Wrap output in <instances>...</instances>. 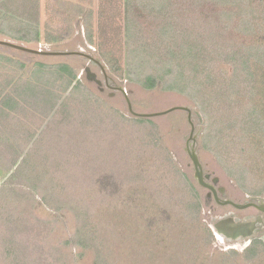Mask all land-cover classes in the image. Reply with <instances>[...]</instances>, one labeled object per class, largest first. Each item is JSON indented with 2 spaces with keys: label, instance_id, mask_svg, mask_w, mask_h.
Segmentation results:
<instances>
[{
  "label": "trees",
  "instance_id": "obj_1",
  "mask_svg": "<svg viewBox=\"0 0 264 264\" xmlns=\"http://www.w3.org/2000/svg\"><path fill=\"white\" fill-rule=\"evenodd\" d=\"M121 1L124 24L123 33L118 34H123L127 59L123 68L111 51L113 70L145 89L179 93L192 101L204 120L203 147L241 189L248 193L250 181L261 182L253 194L264 195V177L256 180L255 166L246 163L250 157L264 164V82L259 80V73H264V0H249V10L239 7L245 0ZM62 4L68 6V2ZM75 12L85 18L86 36L93 45L91 12L81 6ZM0 34L30 46L42 39L37 25L11 15L0 18ZM64 36L49 32L43 41L58 43ZM73 68L45 62L29 67L0 54V134L11 135V139L0 135V151L5 152L0 153V167L8 172L17 166L1 191L16 199L13 205L5 202V210L4 201L0 202V233L6 244L1 262L53 264L54 253L42 247V241L54 232L49 228L52 224L16 206L19 199L25 201L32 194L19 192L23 186L17 183L18 171L24 165L27 173L35 172L37 166L32 156L40 142L22 120L29 112L32 121L45 122L60 115L63 138L60 143L44 141L43 149L49 151L39 152L51 172L48 176H53L52 196L40 195L58 216L67 212L76 216L78 233L90 239L89 244L79 242L83 244L79 246L99 250L96 263L119 261L116 241L123 238L133 244L132 249H142L146 264L156 261L154 249L161 246L174 251L168 260L173 264H180L184 256L187 264H209L204 246L213 232L201 222V192L172 159L158 127L146 126L148 118L137 119L140 127L134 131L114 118L106 120L108 114L105 117L93 108L98 100ZM71 123L79 124L83 132H94L88 130L89 139L66 140V134L79 132H71ZM23 154L30 155L26 162ZM260 168L264 171V165ZM142 236L148 242L140 240ZM262 255L264 241L255 240L243 257L254 262Z\"/></svg>",
  "mask_w": 264,
  "mask_h": 264
},
{
  "label": "rangeland",
  "instance_id": "obj_2",
  "mask_svg": "<svg viewBox=\"0 0 264 264\" xmlns=\"http://www.w3.org/2000/svg\"><path fill=\"white\" fill-rule=\"evenodd\" d=\"M62 1L68 2V6L64 7ZM248 1L249 0H245L243 3L244 5L242 7L241 5L239 6L240 9L249 10ZM122 4L123 2L121 0H103L102 2L101 0H0V18L11 15L29 24L37 25L41 31L42 37L40 43L32 44L31 46L25 44L24 42L12 40L9 35L6 34H0V40L12 41L32 49L48 52H81L99 60L104 66L105 74L98 64L90 61L88 57L80 55L65 57L42 56L21 52L4 46H0V54L12 57L17 61H22L29 67H32L33 64L37 62H45L48 64L66 63L71 65L78 73V80L82 81L84 85L89 88L94 100H98V103L92 105L93 108L105 117L107 116L106 114H108L106 120H112L114 118L120 125H126L125 128L128 130L134 131L140 127V125L137 123V119L139 118L133 116L129 112L126 95H128L133 105V110L139 114H155L177 107L190 109L192 111L191 119L195 126L193 134V138L196 137L194 149L199 155L205 174L208 173L212 178L218 179V187H223L226 190L225 199L233 200L238 204H247L251 200L248 196H258L253 194V192H258L257 190L260 187L259 183H263L250 181L248 185L246 184L248 190L250 191L247 193L244 189L239 187L237 182L232 180L227 175L217 159L202 145V136H204L205 129L204 120H200L199 114L201 113L197 109L196 105L179 93L164 92L160 89L148 90L140 84L130 83L126 79L122 78L119 71L115 72L113 70L114 66H112V57H115V59L120 58L122 67H126V46L123 34H118L119 32L123 33L124 10ZM255 5L259 10V5ZM79 6L83 7V10L86 13L89 14L91 12L90 20L92 22V29L95 36L93 45L89 42L86 36L87 25L84 22L85 18L79 13L78 15L76 12L74 13L75 9L77 7L79 8ZM102 13L103 16L101 17ZM76 20H79L80 23L76 24ZM49 32H53L54 35L58 37L65 35L64 37L66 38L58 43H46L43 40L47 37ZM101 44L102 48L100 47ZM102 51L106 52L104 53ZM111 51L114 54L112 57H110ZM105 56H107V58ZM87 68H89L92 73L96 74V78L100 81V84L95 82L93 79H88L86 72ZM104 75H107L109 85H107ZM263 76L264 73L260 72L259 80L261 82H264ZM120 88H123L125 92L119 90ZM261 90L263 89H259V91ZM69 91H71V89H69ZM69 91L67 93L68 95ZM34 97L36 98L37 96L34 94ZM73 102L78 105L75 99ZM76 111L77 110H75V114L80 113L79 111ZM25 113L27 114V117L25 118V115L24 119L22 117V120L25 122V129L31 131L30 133L35 135V139H39L40 144L38 145L39 151L36 155L32 156L35 158V164H37L35 172L34 170H29V173H27L23 169L24 165L19 170L20 172L18 171V173H21L19 175L21 177L19 180L16 178L17 183L19 184V187L20 185L23 186L22 189L20 188L19 192L32 194L30 197L26 198L25 201L19 199L16 206H19L20 208L24 207L23 209L25 214L29 216H37V218L41 219H48L47 222L52 224L49 228H53L54 232H52L49 238L42 241L44 242L42 247L46 251L54 253V257L51 258L53 264H104L103 261L96 263V259L100 255L99 250L90 249L89 247L82 248L79 246L83 245L79 242L89 244L90 239L85 237L83 233H78L79 220L76 216L71 212L58 216L55 214L53 209H51L47 204H44L43 198L40 195L41 193L43 196H52L54 183L51 179L53 176H48L51 172L49 171V167H46V162L41 159L42 157L40 153L49 151L47 149H43L42 143H44V141L51 143L49 140L53 139L55 140V143H60V139L63 138H60L61 125L58 123V117H60V115H56L54 118L52 116L45 122L38 118L35 122L34 120L32 121V116H30L32 115L31 113ZM148 119L151 121H146L145 125L150 127L152 130H154V125L158 127V136L163 137L162 143L169 150L172 159L177 164L179 169H181L182 173H185L189 180L193 182L201 192L203 199L201 222L205 226L209 227L213 232V235L209 240V244L204 246V255L208 258L209 264H264V255L254 262H248L245 257H243L244 251L248 248V243L245 245L230 243L224 240L222 235L218 234L215 230L216 222L224 216L233 214L240 218V220H243L246 216L254 214L255 211L253 209L242 211L235 209L232 206H221L214 201L207 199L208 191L206 188L199 186L197 183V180L195 179V170L186 150L187 142H190L192 132L188 111L179 109L167 115L156 116ZM69 127L71 132L73 130L79 131L77 133L65 135L66 140H70L72 142L77 139H89L87 135L90 134V131H93L88 129L89 132L88 130L83 132L80 130L79 124L77 123H71L69 124ZM0 135L3 138L7 137L11 139V135H8L7 131L6 133L2 132ZM41 136L44 137V139H42ZM98 138L99 136L97 139ZM31 146L32 145L28 148L30 149ZM0 153L5 152L0 151ZM29 154L27 156L23 154L22 158H26L25 162L27 161V158H29ZM7 158L8 159L5 158L6 162H9L10 154H7ZM247 159L248 161L246 163L249 164L251 168L252 165L255 166V168H253L254 170H252L254 175L253 177L256 180L264 177V171L260 168L264 165L262 160V165L260 166L258 162L255 163L257 159L254 161L250 157ZM3 161L4 160H2V164L4 165L5 161L4 163ZM21 161L22 160H19L20 163ZM38 162H40L39 166ZM257 166L259 169H257ZM6 169L3 170V168L0 167V202L4 201L2 202L3 209V204L5 202L11 205L16 203V199L12 197L11 193L7 192V195H4V192L1 191L3 190L8 177L17 171V166L13 167V169L8 172ZM51 170L53 173L54 169ZM32 186L34 187L32 188ZM35 200H37L38 204ZM24 235L25 236L23 238L26 239V233ZM119 240L116 241L119 246H116L118 247L116 250L120 252L121 259L117 262L114 260L115 262H111V264H137L139 260L142 263H147V260L140 255L142 249L139 246L132 249L133 244L131 246L129 241H126L123 238H119ZM140 240L148 242L144 236L140 237ZM5 248V238H3L0 233V254L1 252L2 254L5 252ZM154 250H156V252L153 258H155L156 261L148 262L152 264H173L171 261L168 262L174 252L173 250L162 246L160 248L156 247ZM82 251L85 252L82 253ZM233 252H236L241 256H235ZM127 253L129 255H127ZM82 254H85V256L80 257L79 255ZM124 256L130 257L125 258ZM223 261H227V263H223ZM199 262L200 259H197V263ZM187 263H189V261L184 256L183 259L180 260V264ZM0 264H3L1 260Z\"/></svg>",
  "mask_w": 264,
  "mask_h": 264
},
{
  "label": "water",
  "instance_id": "obj_3",
  "mask_svg": "<svg viewBox=\"0 0 264 264\" xmlns=\"http://www.w3.org/2000/svg\"><path fill=\"white\" fill-rule=\"evenodd\" d=\"M0 46H4V47H8V48H12L14 50H18V51H21V52H25V53H30V54H35V55H42V56H62V57H65V56H71V55H80V56H85V57H88L90 61H93L94 63L98 64L102 71L104 72L105 74V69H104V66L101 64V62L89 55H85L81 52H48V51H42V50H36V49H32V48H29L25 45H22V44H18V43H14L12 41H6V40H0ZM86 72H87V76H88V79H93L95 82H97L98 84H100V81L96 78V74L92 73L91 70L89 68L86 69ZM105 76V80H106V83H108V77L107 75H104ZM119 90H121L122 92H125V90L123 88H120ZM126 99H127V104H128V108H129V112L135 116V117H138V118H154L156 116H161V115H167L169 113H172L176 110H179V109H182V110H187L188 111V114H189V122L192 126V132H191V138L190 140H193V143H192V147L190 148L189 147V141L187 142V152H188V155L192 161V164H193V167H194V170H195V179L197 180V183L199 184V186L203 187V188H206V189H209L211 191L214 192L215 194V187L214 185H211L207 182V178H209V175H205V171H204V167L200 161V158H199V155L197 153V151L194 149V145H195V141H196V137L193 138V134H194V130H195V126L192 122V111L188 108H172L170 110H167L165 112H160V113H155V114H139V113H136L134 110H133V105L128 97V95H126ZM200 116V120L203 121L202 119V116L201 114H199ZM218 182V179L215 178L213 180V183L216 184ZM223 191V189H222ZM215 200L217 202V204L221 205V206H232L234 207L235 209H238V210H244V209H247V208H250V207H259L258 205L254 204V203H247V204H238L232 200H225V201H220L218 196L215 194ZM229 221V222H228ZM227 221L226 224H229V227H231V229H234V231H237L239 228H243L245 227L246 225L243 224V223H240V222H236L235 220H232V219H229ZM215 230H216V225H215ZM218 233V232H217ZM218 234H221V233H218Z\"/></svg>",
  "mask_w": 264,
  "mask_h": 264
},
{
  "label": "flooded vegetation",
  "instance_id": "obj_4",
  "mask_svg": "<svg viewBox=\"0 0 264 264\" xmlns=\"http://www.w3.org/2000/svg\"><path fill=\"white\" fill-rule=\"evenodd\" d=\"M107 85H109V81ZM189 143H190L189 147L191 148L192 140H190ZM205 175H209V178H207V182L211 185H214L215 191H216L215 194L218 196L219 200L220 201L228 200V199H225L226 198L225 188L218 187L217 185L218 182L214 184L213 180L215 178H212L210 174L206 173ZM207 191H208L207 199L217 203L215 200L214 192L209 189H207ZM248 198L251 199L250 202L248 203H254L258 205L259 207L253 206V207H250L244 210L253 209L255 211L254 214H250L246 216L243 220H240V218L231 214V215L224 216L223 218L219 219L216 222V231L218 233H221L222 238L224 240L230 243H239L241 245H245L248 243L247 247H249L255 240L264 241V195L262 196L258 195V196H253V197L248 196ZM229 219L235 220L236 222L243 223L246 226L243 227L242 229L239 228L237 231H234V229H231V227H229V224H226Z\"/></svg>",
  "mask_w": 264,
  "mask_h": 264
}]
</instances>
